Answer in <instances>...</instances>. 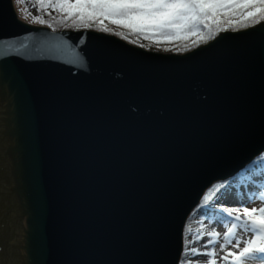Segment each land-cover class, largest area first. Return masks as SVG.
Segmentation results:
<instances>
[{
    "label": "water",
    "instance_id": "obj_1",
    "mask_svg": "<svg viewBox=\"0 0 264 264\" xmlns=\"http://www.w3.org/2000/svg\"><path fill=\"white\" fill-rule=\"evenodd\" d=\"M12 13L7 38L34 62L14 59L19 75L0 77V264L105 256L108 242L149 238L162 214L170 260L201 186L259 156L264 22L174 55ZM65 44L102 59L73 76L50 59Z\"/></svg>",
    "mask_w": 264,
    "mask_h": 264
},
{
    "label": "snow or ice",
    "instance_id": "obj_2",
    "mask_svg": "<svg viewBox=\"0 0 264 264\" xmlns=\"http://www.w3.org/2000/svg\"><path fill=\"white\" fill-rule=\"evenodd\" d=\"M37 3L41 10L50 9L60 13L62 22L72 21L74 27L88 29L95 24L97 30L120 37L129 44L147 41V45L138 44L141 48L178 44L180 51H185L188 47L206 43L219 32H227L229 28L247 27L249 23L260 24L264 21V0H37ZM12 7V0H0V77L19 75L14 59L34 62L29 44L19 36L7 38L13 27L20 26L18 18L12 13ZM35 22L44 23L43 20ZM106 25H111L116 31H111ZM48 26L52 27L51 24ZM77 39L83 40L84 37ZM188 41H191V45ZM85 47L86 44L78 52L75 45L57 46L54 51L60 55H53L50 59L56 61L63 57L65 65L76 67L75 72L69 67L71 75L85 74L90 70L93 57L102 59L100 53H89L85 51ZM163 50L172 51L170 47ZM253 155H264V129L261 143L254 148ZM261 167L264 168V164ZM260 178L264 179V171ZM223 181V177L211 176L199 189L197 200L208 189L217 194L215 203H219V198L227 196V189L231 187L230 183L225 184ZM203 198L208 199L206 195ZM246 203L247 201H239L237 207L221 205V211L231 221H242L246 226L245 231L252 234V238L244 240L242 244L240 240H236L235 250L228 251L226 255L231 257V264H248L251 260L264 264V207L249 209L245 206ZM193 208L197 209V215H207L209 211L207 205L200 206L194 202L184 211L181 228L183 219ZM236 226V223H232L225 238ZM165 229V214H162L149 238L114 240L104 245L112 250L108 255L91 259L70 257L64 264H185L187 252L178 251L170 260L167 258ZM216 235L214 232L210 234L208 242L204 244L205 249L212 243L211 237ZM190 251L194 257L199 254L196 247H192ZM205 254L213 255L210 251ZM208 264H215V261L209 260Z\"/></svg>",
    "mask_w": 264,
    "mask_h": 264
},
{
    "label": "rangeland",
    "instance_id": "obj_3",
    "mask_svg": "<svg viewBox=\"0 0 264 264\" xmlns=\"http://www.w3.org/2000/svg\"><path fill=\"white\" fill-rule=\"evenodd\" d=\"M24 1V5L22 4ZM14 9H16L18 17L27 24L37 26V27H46V25L35 22L41 20L42 17L37 13L36 9L32 6L31 0H13ZM53 17V16H52ZM55 19V17H54ZM264 22V21H262ZM256 25V24H255ZM110 28L111 31H116L111 25H106ZM77 30H92L102 34L111 35L110 33H105L102 31H97V25L93 24L90 28L85 29L80 26ZM94 29V30H93ZM118 39L120 37L114 36ZM122 41L128 43L126 40L121 39ZM145 45L148 44L147 41H139ZM129 44V43H128ZM138 44H130L132 46L141 48ZM165 47H170L172 51H164ZM147 51H153L157 53H175L177 54L180 49L178 44H169V45H160V46H151L141 48ZM253 164V165H252ZM261 164H264V155L258 156L250 164L245 167L244 172L239 174L237 177H234L231 180V187L227 189L228 195L222 198H219L220 202L215 203L217 200V194L212 199V202L208 204V213L207 215H197L195 211L187 220L184 231H183V252H187L185 256V264H208L209 260L215 261V264H231V257H228L226 254L228 251H234V243L236 240H240L241 244L246 239H251L252 234L245 231V225L241 222L231 221V218L226 216V213L221 211V205H226L228 207H237L239 201H245L249 197V201L245 204L249 209L255 207L257 209L264 207V179H261V172L264 171V168L261 167ZM257 175V176H255ZM256 179H253V178ZM247 194V197L245 195ZM215 213V215H213ZM235 215V213L233 214ZM224 217V219H220ZM232 223H236V228L233 229L232 233L225 238V233L229 228L232 227ZM186 229V231H185ZM216 233V236H212V243L207 249L204 248V244L208 242L211 233ZM201 237L203 239H201ZM196 247L199 251V254L195 257L191 253L190 249ZM212 252V256H207L206 252ZM248 264H259L258 261L251 260Z\"/></svg>",
    "mask_w": 264,
    "mask_h": 264
},
{
    "label": "trees",
    "instance_id": "obj_4",
    "mask_svg": "<svg viewBox=\"0 0 264 264\" xmlns=\"http://www.w3.org/2000/svg\"><path fill=\"white\" fill-rule=\"evenodd\" d=\"M31 2H32V6L36 9L37 13L42 17L41 20L44 21L43 24L46 25L51 31L56 32V31H62V30H77L78 29V27L76 28V26L75 27L72 26V23H73L72 21L62 22L63 21V17L61 16L60 13H57V12L52 11L50 9L41 10L39 8L37 0H31ZM22 4L24 5V1H22ZM54 17H55V19H54ZM49 24H51L52 27H49L48 26ZM254 25L255 24L249 23L247 27L229 28L228 31H240V30H244V29L250 28V27H252ZM219 33H221V32H219ZM219 33L216 36H218ZM213 39H210L206 43H201V44H199L197 46H194V47H188L187 50H185V51H180V49H179L180 52H178V54H184V53L190 52V51H192V50H194V49H196V48H198V47H200L202 45L207 44L208 42L212 41ZM188 44L191 45V41H188ZM211 194H213V191H209V190L205 193V195L208 197V199L205 200L204 198H202V200L200 202L201 206H203L204 204H207L211 200V198H212ZM185 231H186V229H185Z\"/></svg>",
    "mask_w": 264,
    "mask_h": 264
},
{
    "label": "bare ground",
    "instance_id": "obj_5",
    "mask_svg": "<svg viewBox=\"0 0 264 264\" xmlns=\"http://www.w3.org/2000/svg\"><path fill=\"white\" fill-rule=\"evenodd\" d=\"M12 3H13V0H12ZM15 12L17 13V11H16V9H15ZM21 20V19H20ZM153 52V51H152ZM160 54V53H159ZM174 55H177V54H175V53H173ZM244 171H246V170H244ZM243 171V172H244ZM250 199H249V197H247V199L245 200V201H249Z\"/></svg>",
    "mask_w": 264,
    "mask_h": 264
}]
</instances>
